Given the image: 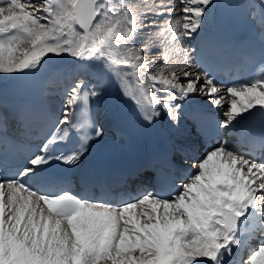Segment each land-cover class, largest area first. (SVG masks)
Listing matches in <instances>:
<instances>
[{
  "label": "snow or ice",
  "instance_id": "snow-or-ice-1",
  "mask_svg": "<svg viewBox=\"0 0 264 264\" xmlns=\"http://www.w3.org/2000/svg\"><path fill=\"white\" fill-rule=\"evenodd\" d=\"M217 7L215 0H0V75L73 73L89 62L87 70L109 75L149 125L162 113L179 123L181 102L195 93L216 108L227 104L216 145L174 195L131 196L91 177L75 190L53 165H79L104 134L91 107L97 84L78 78L47 138L0 180V264H264V63L223 94L207 74L186 70L184 38H201ZM259 8L264 33V0ZM154 47L163 61L155 72ZM65 54L81 64L54 60ZM232 139L248 151L230 147Z\"/></svg>",
  "mask_w": 264,
  "mask_h": 264
},
{
  "label": "bare ground",
  "instance_id": "bare-ground-1",
  "mask_svg": "<svg viewBox=\"0 0 264 264\" xmlns=\"http://www.w3.org/2000/svg\"><path fill=\"white\" fill-rule=\"evenodd\" d=\"M215 0V4H216ZM173 3H178V0H173ZM260 1L259 0H250L249 1V13L251 16V19L255 22L259 21L260 12H256V8L259 6ZM250 5H255V7H251ZM255 14V15H254ZM179 15V13H177ZM172 18V17H171ZM160 20V19H159ZM164 19L161 18V22H163ZM198 39V38H197ZM196 39V40H197ZM139 45V44H138ZM182 47L188 50V56L189 60L186 66V70L192 72L194 75H200L194 65L192 64L191 58L193 55V51L195 49L194 47V39H190L188 37L184 38ZM159 52V48L154 47L152 49V55L155 56L157 61L159 62V66L162 65L163 61L156 56V54ZM47 59V57L45 58ZM54 60H61L63 62H71L73 65H80L81 62L75 61L74 58L67 56L66 54L62 58H54ZM93 64L96 62H92ZM89 69V62H84V67L79 70V72H73V73H56V74H50L49 77L44 81L45 88L47 90V95L49 96L51 100V104L53 108L55 109L57 114H61L62 108H63V102L65 99V92L66 89H68L78 78H86L90 80L92 83L97 84V87H100L102 89H106L111 87L113 79L109 75L100 76L96 72ZM153 72L156 70V66L152 68ZM87 70V71H86ZM12 76V75H11ZM9 75H0V89L4 85V82L9 78ZM183 76L181 75V80H183ZM203 80H201V83ZM221 93H225L226 89L220 88ZM100 92V90L98 89ZM101 93V92H100ZM101 101L103 98L100 99ZM188 101H193L196 104V109L199 112H212L214 114H218L219 118L222 119V113L224 110H226L227 104H225V108H216L214 105L211 104L210 100L206 96H202L199 93L192 94L189 99L181 102L182 104H186ZM133 108L136 110L135 105L132 103ZM100 110V107H99ZM137 111V110H136ZM159 122L161 123V126L165 133L171 138H175L179 135V132H181V129H184L187 133V129H191V125L188 122L187 116L180 114V120L179 123H172L166 114H161V116L158 118ZM100 128H102V125H100ZM154 131V127L152 128ZM142 144L145 142L144 138L140 141ZM230 147L234 148L232 145V142L229 145ZM238 150V148H237ZM204 154L200 155L203 156ZM198 158V159H199Z\"/></svg>",
  "mask_w": 264,
  "mask_h": 264
},
{
  "label": "rangeland",
  "instance_id": "rangeland-1",
  "mask_svg": "<svg viewBox=\"0 0 264 264\" xmlns=\"http://www.w3.org/2000/svg\"><path fill=\"white\" fill-rule=\"evenodd\" d=\"M133 2H138V0H133ZM161 18H162V19H165V18H163V17H161ZM161 18H159V19H160L159 22H160V23H163V22H161ZM168 18H171V17H168ZM153 31H155V29H153ZM138 46H139V45H138ZM150 54L152 55V53H149L148 55H150ZM153 57H154V56H150V57H148V58H149V59H152ZM156 60H157V59H156ZM158 64H159V62L157 61V64L155 65L156 68L159 67ZM153 68H154V66H153ZM152 70H153V69H152ZM155 71H156V70H155Z\"/></svg>",
  "mask_w": 264,
  "mask_h": 264
}]
</instances>
